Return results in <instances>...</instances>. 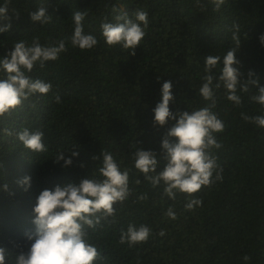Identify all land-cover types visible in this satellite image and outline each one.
<instances>
[{
	"label": "trees",
	"instance_id": "trees-1",
	"mask_svg": "<svg viewBox=\"0 0 264 264\" xmlns=\"http://www.w3.org/2000/svg\"><path fill=\"white\" fill-rule=\"evenodd\" d=\"M4 3L0 0V6ZM201 4L204 11L196 0H11L10 20H0V27L11 23L8 31L0 32V59L14 50L16 42L31 44L35 38L42 45L65 39L68 50L58 60L46 62L45 68L36 65L28 73L52 83V91L37 94L11 116L0 117V246L13 253L27 251L34 242L26 234L36 230L32 221L39 194L58 184H79L90 178L101 165L105 149L121 170L131 169L133 192L122 205L114 204L115 223L96 232L89 229L90 242L106 258L94 264H264V128L245 122L240 115L261 114L260 106L249 99L255 88L239 93L240 107L225 98L223 88L216 90L214 111L225 123V131L216 134L223 147L214 152L223 168V181L211 189L202 186L195 195L203 204L195 211H185V194L173 201L163 196L162 188H152L132 160L135 148L154 151L157 172L163 170L162 140L175 123L169 120L166 126H154L153 109L162 101L163 83L173 85L174 100L169 105L173 113L206 106L208 102L198 95L205 59L221 57V64L212 70L218 76L223 56L234 47L230 31L234 23L240 26L241 41L236 51L240 64L234 67L243 73L242 81L251 70L264 86V44L260 42L264 0H225L219 11L212 0H201ZM40 6L47 8L51 23L31 20L29 13ZM136 9L148 13L149 26L132 56L120 45L106 44L101 24L114 23L117 15L132 18ZM76 11L87 12L84 31L98 40L91 50L73 48L67 40ZM5 76L0 72V79ZM57 92L59 104L54 100ZM24 128L42 131L48 151L24 148L15 136ZM4 129L13 135H6ZM61 150L66 159L72 158L70 166L55 161ZM73 151L79 155L72 156ZM26 176L31 177L30 187L18 183ZM136 179L140 185L134 183ZM5 183L9 191L3 190ZM142 193L148 199L140 202L137 196ZM170 206L176 220L164 215ZM129 223L149 226V240L135 247L119 243L120 231ZM162 230L163 236L159 235ZM245 255L250 257L247 262Z\"/></svg>",
	"mask_w": 264,
	"mask_h": 264
},
{
	"label": "clouds",
	"instance_id": "clouds-1",
	"mask_svg": "<svg viewBox=\"0 0 264 264\" xmlns=\"http://www.w3.org/2000/svg\"><path fill=\"white\" fill-rule=\"evenodd\" d=\"M11 0H5L0 6V20H10L8 8ZM215 10L219 11L225 0H212ZM196 4L204 11L201 0ZM118 9L114 6L113 12ZM16 17H19V13ZM33 22L49 24L52 16L47 14V8L40 6L37 11L29 13ZM87 12L76 11L72 15L74 21L73 32L67 40H70L73 48L82 51L91 50L97 44V38L84 31L83 21ZM149 26L148 13L136 9L133 17L127 14L115 16V22H103L101 24L102 36L109 47L120 45L124 50H130L132 56L136 55L135 49L146 36ZM11 28V23L0 27V32H6ZM231 39L234 47L222 58V67L219 75H213L212 70L221 64L220 56L209 55L205 59L206 67L202 77L203 83L198 89V95L206 102V106L189 111L170 110V102L174 100L171 81L163 83L161 93L162 101L157 103L154 111V126H166L169 122L175 123L168 129L162 140V159L166 164L162 171L157 172L159 160L157 153L133 147L132 153L134 168L144 176L152 188H162L163 196L175 201L178 194H185V211H195L202 206L203 200L195 194L201 191L202 186L211 189L217 182L223 181V168L219 164L218 156L214 150L223 147L217 139L218 133L225 131V123L214 111L217 106L216 90L224 89L225 98L235 106H242L243 100L240 92L249 93L250 89L257 91L249 97L250 101L260 106L261 114L248 115L241 112V118L247 122L264 128V86L260 78L253 71L248 72V79L241 80L243 73L234 65L240 64L236 59V51L241 41L239 37L240 26L233 24ZM261 44H264V35L260 36ZM66 40L42 45L39 38L33 39L31 44L20 40L14 44V50L6 57L0 59V72L6 73L5 78L0 79V117L11 116L13 111L20 108L24 101L31 97L52 91L53 85L42 79H33L31 73L36 65L45 68L46 62L56 61L60 55L66 52ZM56 103H61V97L57 92L54 96ZM35 108V104L32 105ZM8 136L13 133L4 129ZM16 138L22 142L24 148L42 153L48 151L43 141L42 131H29L24 128L15 133ZM77 151L72 156H78ZM102 163L90 178L81 179L79 184L69 182L63 186L56 185L54 190L45 189L37 197L34 206L35 218L32 223L36 226L35 233H27V238L34 241L27 251L21 250L13 253L0 246V264H94V261L106 259L98 247L91 243L89 229L96 232L105 224L115 223L117 210L114 204L121 205L132 195L130 188V168L121 170L120 165L111 152L102 151ZM94 160L100 157H93ZM64 161V166L73 163L71 157L65 158L64 151H59L55 161ZM2 166V165H0ZM81 167H84L82 164ZM31 177L26 176L18 181L21 185L31 186ZM141 184L140 179L134 181ZM4 191H9L7 183L3 185ZM28 188H25L27 191ZM13 194L14 193H10ZM163 198V197H162ZM148 196L142 193L137 196L140 202L146 201ZM164 215L170 220L178 218L177 213L170 206ZM111 218V219H110ZM151 228L145 224L137 226L129 223L126 230L121 229L119 243H127L129 247L146 243L151 235ZM159 235H165L162 230ZM19 247V245H17ZM244 261L250 257L245 255Z\"/></svg>",
	"mask_w": 264,
	"mask_h": 264
}]
</instances>
